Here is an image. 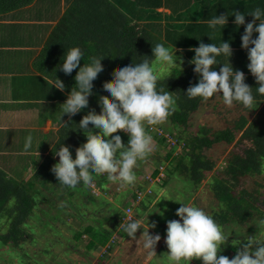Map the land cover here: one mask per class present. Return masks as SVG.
I'll list each match as a JSON object with an SVG mask.
<instances>
[{
	"label": "trees",
	"instance_id": "1",
	"mask_svg": "<svg viewBox=\"0 0 264 264\" xmlns=\"http://www.w3.org/2000/svg\"><path fill=\"white\" fill-rule=\"evenodd\" d=\"M35 1L0 0V16L29 7ZM210 1L197 3V0H194L189 4V7L183 12L186 15L181 17V19H190L184 27L175 24L174 12L163 17L162 14L154 11L143 12L138 8L133 10L114 0H68L65 12L38 57L36 67L53 84L56 78L63 81L65 88L63 91L60 90V93L67 98L75 85L74 77L78 69L74 70L71 76L57 70L66 50L74 46L82 49L84 59L81 60V66L94 59L103 60L101 67L104 70V75L94 85L95 92L99 95H94L91 98L89 109L99 116L102 112L100 99L111 100L110 97L103 95V89L105 85L113 83L112 77L115 72L122 67L131 65L133 60L138 62L140 57L152 58V44H166L163 34L171 40L170 45L167 46L177 48L176 54L182 56L183 64L182 70L179 68L170 69L168 72L171 74L168 77L158 79V87H163L173 93L176 101V111L167 118V121L189 130L193 116L206 107L218 116L220 120L218 123L222 125H218V127L205 126L189 136L181 135L178 141L183 146L176 157H173L171 149L166 144V139L162 138L160 145L166 146L169 150L165 159L158 157L155 163L159 167L163 162H167L168 167L166 166L165 169L168 177L170 174H177L184 180L192 182L196 189H199L208 174L213 173L210 187L215 200L222 206L220 211L212 216L224 229L233 224L244 226L255 217L264 218V193H261L259 189L260 186L264 188V179L262 183L256 181L264 175V96L259 95L255 90L258 85L248 71L249 61L245 63L244 58L242 60L240 58L243 56L247 58L246 51L241 47V35L244 32V27L241 26L238 29L235 24L224 28L217 27L216 32L220 35L226 32L227 28L233 30L237 42L231 44V47L236 48L232 50V56H235L230 59L227 58L228 56L221 55L217 57V64L213 67L219 71V65L227 63L230 59L234 70L244 73L245 83L253 88L256 108L259 107L258 110H260V118H253L255 109H244L238 104H234L232 107L225 106L219 96H214L207 101H201L199 98L188 99L185 96L186 90L198 82V76L193 71L194 65L190 63L195 53L190 49L198 47L197 42L209 38L208 35H204L207 26L197 24L198 19L204 14L228 15V7L233 5V0H222L221 2L226 4L221 5H218L219 1L217 0L212 6ZM242 1L243 4L247 2V0ZM243 4L236 7L239 12L246 15L256 7L264 9V0H250V3L246 4L248 12ZM132 5L135 7V4ZM198 8L203 9L201 11ZM137 20L149 22L139 24ZM252 20L253 17L250 15L245 18L246 23ZM256 23L258 24L259 21ZM160 72L163 71L160 70ZM88 115V112H84L71 117V119L68 118L65 123L68 126L64 125L60 128L59 139L51 153L30 174L35 184L48 183L56 190L63 192L64 196H67V200L75 196L76 193L63 189L51 172L52 166L59 160L54 156V152L59 149V143L70 149L79 143H82L80 146L87 144V139L84 137L86 135L79 131L78 125L87 119ZM154 126L157 125L146 126L148 134L151 133L149 129ZM172 136L175 137L174 134ZM124 140L127 141L129 138L125 137ZM221 145L227 149L225 157L223 159L210 158L208 153L215 151ZM75 158L73 155L74 160ZM221 161H223V167L219 169ZM155 174L157 175L158 171H155ZM139 189L142 190V186ZM44 190L42 191L44 192ZM136 199L137 197L133 198V200ZM87 200L97 203L96 198L90 194ZM145 200L140 202L141 206ZM38 203L39 200L35 199L25 184L13 183L8 175L0 169V250L1 246L8 245L21 249L24 244L29 242V233L23 227L37 214ZM52 206L54 210L58 211L67 207L63 205L60 208L56 204L49 203V207ZM115 218L118 220L119 226L122 222L121 213L115 214ZM3 220L8 223L6 229H3L5 228V225H2ZM3 230L7 231L3 232ZM84 230L85 234L91 235L87 245L88 251L96 250L98 245L106 244L114 232L111 228L86 227ZM80 237L82 235L79 234L77 239ZM113 251L114 249L108 255ZM235 254V249L230 245L226 256L231 259Z\"/></svg>",
	"mask_w": 264,
	"mask_h": 264
},
{
	"label": "clouds",
	"instance_id": "2",
	"mask_svg": "<svg viewBox=\"0 0 264 264\" xmlns=\"http://www.w3.org/2000/svg\"><path fill=\"white\" fill-rule=\"evenodd\" d=\"M248 15L253 17V20L246 23L245 18ZM229 16L234 17L233 23L238 29L244 27L241 47L247 53L249 61L247 68L258 85L255 88L256 92L264 96V9L256 7L247 15L234 10L231 15L229 13L215 15L206 20L208 27L213 31L218 26L224 28L228 24ZM208 37L212 40L211 35ZM152 45V58L145 56L140 57L138 62L133 60L131 65L115 72L112 84L105 85L103 95L110 97L111 100L100 99L102 112L99 116L89 109L91 98L99 95L95 92L94 85L104 75L101 67L103 60L94 59L81 66V60L84 59L82 49L74 46L66 50L57 70L69 76L74 70L78 71L74 77L75 85L67 95L66 101L59 106L60 121L62 123V117L65 115L69 119L84 112H88L89 115L78 125L79 131L87 136V144L76 151L59 143V149L54 152V156L59 160L52 166L51 172L63 189L76 191L81 187L86 189L92 187V193L97 189V196L100 197L105 189L95 182L96 177H102L106 183H114V191H121L123 187L128 189L139 178L137 187L130 195V200L136 202L133 198L138 192L150 190L151 193H147L143 198L147 199V196L152 195V187L164 185L167 176L161 185H151L146 180V175L150 171L145 175H138L135 169L138 162L145 160L153 152V137L146 131V126L158 125L176 111L173 93L158 87L159 71L173 68L182 70L183 58L177 56L176 47L172 48L164 43ZM190 51L195 53L190 63L194 65L193 71L198 76V82L186 90L185 96L188 99L199 98L201 101H207L219 96L228 107L238 104L244 109L256 108L253 88L245 83L244 73L234 70L230 63L233 51L229 42L222 40L218 46L215 43L205 44L201 40L199 46ZM221 55L230 59L227 63L220 64L217 71L213 66L217 64V57ZM54 85L61 91L65 88L63 81L57 78ZM120 131L129 136L127 146L117 134ZM32 145L33 137L28 135L23 145L24 151H29ZM141 186L142 190L139 189ZM172 201L181 205L175 213L179 219L167 221L163 246L166 245L168 251L161 257H157L155 251L161 236L150 235L149 230H144L142 226L144 217L137 216L126 225L121 224L122 232L144 250L148 261H162V264H191L195 258L201 260L202 264H264V239L261 238L264 236V218L258 219L254 224L257 227L255 236H239L236 232L226 233L222 225L202 208L181 202L179 199ZM138 205L141 206L140 203ZM156 212L164 215L159 209ZM149 215H146V219ZM151 227L155 228L156 225L153 223ZM141 229L142 235L137 239V232ZM120 232L118 231V234ZM233 233L237 237H243V241L239 238L232 241L231 246L236 253L234 257L230 259L225 255H218L223 251L222 246L228 244ZM117 243L118 240L113 249ZM104 245L97 246L98 256V248Z\"/></svg>",
	"mask_w": 264,
	"mask_h": 264
},
{
	"label": "rangeland",
	"instance_id": "3",
	"mask_svg": "<svg viewBox=\"0 0 264 264\" xmlns=\"http://www.w3.org/2000/svg\"><path fill=\"white\" fill-rule=\"evenodd\" d=\"M23 9L30 11L32 7ZM131 9L136 10V7ZM162 71H159V79L166 78L171 74L168 70ZM65 101L66 96H64L61 103ZM59 106L56 107L57 113ZM258 109L259 107L255 108L253 118H260V110ZM66 118H68L67 115L62 118V123H66ZM219 121L218 116L211 109L204 107L193 116L189 130L165 120L154 126L153 134L150 133V135L153 137L154 133L159 130L157 128H161L174 134L178 140L181 135L189 136L200 130L201 127L221 126L222 124L218 123ZM57 123L64 127L60 119L57 120ZM37 126L40 129L28 131L21 135L18 140H13L10 151L11 156L9 157L10 169H8V173L5 172L13 183L25 184L35 199L39 200L37 214L23 227L29 233V242L24 244L21 249H16L12 245L1 246L0 264H162V261H148L144 250L139 248L131 237L125 236L124 232L118 234V220L115 218V214L121 213V217H123L125 209L132 207L134 218H137V216L144 217L142 221L144 230H149L150 235L159 234L161 236V240L155 248L157 257H161L168 251L167 246H163L167 221L179 219L175 213L181 205L172 200L179 199L181 202L198 206L211 216L214 213H218L221 209L222 205L215 200L210 187L213 173L207 175V179L200 185L199 189H196L192 182L184 180L177 174H170L168 177L167 173L164 185L152 187V195L147 196L142 206L135 205L132 200L126 198L129 195L126 187H123L121 191H114V183H106L102 177L95 178V182L105 189L100 197L92 193L91 187L74 191L76 195L72 198L68 197L69 199L67 200V196H64L63 192L56 190L52 185L48 183L35 184L32 181L31 172L42 164L59 139L53 140L57 133L53 130V132L49 133L44 132V123H40ZM123 133L125 132L120 131L117 134L123 136L121 137L122 141L127 146L128 140L125 141L124 138H129V136ZM28 135L33 137V145L29 151L25 152L23 145ZM84 137L87 139V136ZM40 142L42 143L40 144ZM153 142V152L145 160L138 162V166L135 169V173L138 175H145L146 172L148 173L154 169L157 166L155 163L156 159L158 157L165 159L167 155L169 148L160 145L156 139H153ZM81 144L74 146L73 149L76 151L81 150L85 146V144L80 146ZM171 146L173 147V157L178 156L183 144L180 143V145L175 146L172 143ZM157 147L159 148L157 149ZM224 148L225 146L221 145L215 151L208 153V156L212 159H223L227 153V149ZM73 155L75 156V152H73ZM167 164L166 162L164 165L168 167ZM221 167H223V161L219 164V169ZM1 170L4 171V169ZM263 179L264 175L256 181L262 183ZM250 186H253V184H250ZM39 189L41 191H38ZM43 189H45L44 192L42 191ZM259 189L261 193H264L262 186ZM89 194L96 198L97 203L87 200ZM49 203L56 204L60 208L63 205L67 207L58 211L54 210L53 206L49 207ZM158 209L164 212L163 216L156 212ZM165 209L167 211H164ZM147 214H150L147 218L148 221L146 219ZM257 220L258 218L255 217L244 226L233 224L224 228V230L226 233L236 232L239 236H255L257 227L254 224ZM153 223L156 225L155 228L151 227ZM147 224H149V229H147ZM2 225H5L3 229L8 227V223L5 220L2 221ZM120 226L118 227L120 228ZM86 227L93 229L111 228L114 231L113 235L118 236V243L114 251L105 257H99L96 250L88 251L87 245L91 235L84 233ZM6 231L3 230V232ZM142 232L143 229L137 232V239L140 238ZM79 234L82 237L77 239ZM237 238L243 241V237H237L233 233L229 238L228 244L222 246L223 251L218 253V255L226 256L228 247ZM261 238L264 239V236ZM191 264H202V261L194 258Z\"/></svg>",
	"mask_w": 264,
	"mask_h": 264
},
{
	"label": "crops",
	"instance_id": "4",
	"mask_svg": "<svg viewBox=\"0 0 264 264\" xmlns=\"http://www.w3.org/2000/svg\"><path fill=\"white\" fill-rule=\"evenodd\" d=\"M114 1L129 8L134 7L132 4H135L139 11H154L162 14L163 17L174 12L175 24L185 27L190 19H181V17L186 15L183 12L194 0ZM206 1L197 0V3ZM215 1L217 0L210 1L211 6ZM218 1V5L226 4L221 2L222 0ZM67 3L68 0H36L29 6L32 7L30 11L21 9L0 16V155H2L0 156V168L4 169L6 173L10 169L9 157L11 156L10 151L13 140H18L21 135L28 131L40 129L37 126L40 123H44V132L49 133L52 130L57 132L53 138L54 141L59 137V135L57 137V134L62 125L58 124L57 120L60 119L61 114L59 110L57 113L56 107L64 103H61L64 97L36 65L46 41L65 12ZM249 3L250 0H247L244 4L242 0H233L232 7H228L229 15L232 14L233 10L239 12L236 7L239 4H243L246 12H248L246 4ZM198 9L202 11L203 8ZM215 15L219 14H204V19L203 17L198 19L197 24L207 26L204 35H211L212 37V40L208 38L202 41L205 44L215 43L218 46L222 40L230 44L237 42L233 30L227 28V31L220 35L216 32L217 28L213 31L208 27L206 20ZM233 21L234 17L229 16L226 26L234 24ZM148 22L137 20L139 24H147ZM163 36L166 39L165 45L167 46L171 40L164 34ZM199 43L197 42L198 45ZM233 49L236 48L232 47ZM240 58L241 60L244 58L245 63L248 62L246 57ZM138 179L128 187L127 192L129 195L126 197L127 199H130L131 191L137 187Z\"/></svg>",
	"mask_w": 264,
	"mask_h": 264
},
{
	"label": "built area",
	"instance_id": "5",
	"mask_svg": "<svg viewBox=\"0 0 264 264\" xmlns=\"http://www.w3.org/2000/svg\"><path fill=\"white\" fill-rule=\"evenodd\" d=\"M153 129L154 128H150L149 129L151 134H153ZM157 129H159V128H157ZM159 130H162V129H159ZM159 130H157L154 133L155 135H153V139H156L157 141H160L162 138L166 139V144L169 146V148L171 150H173V147L171 146L172 143H174L175 146L176 145H180V142L175 137H173L172 134H170V133H168V132H166L164 130L163 131H159ZM165 168H166V166L164 164H162L159 167L152 169L146 175V180L151 185L152 184L153 185H161L164 182V180L166 179V176H167ZM155 171H158L157 175L155 174ZM93 193L97 195L98 194V190L94 189ZM147 193H151V191L147 190L146 192H138L137 196H136L137 197L136 202L133 201L135 203V205H138L143 200V198L145 197V195ZM133 213H134L133 208L132 207H127L125 209V211H124V216L122 217L121 224L122 225H126L130 220L135 219L133 217ZM121 230H123L122 226L118 229V231H121ZM117 240H118L117 235H114V236L111 237L110 241L106 245L100 246L98 248V251H97L99 256L103 257L105 255H108L110 253V251L113 249V247L116 244Z\"/></svg>",
	"mask_w": 264,
	"mask_h": 264
}]
</instances>
